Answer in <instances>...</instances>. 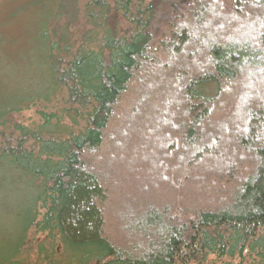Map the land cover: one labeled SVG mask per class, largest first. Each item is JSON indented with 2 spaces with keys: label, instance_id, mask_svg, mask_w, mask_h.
Returning <instances> with one entry per match:
<instances>
[{
  "label": "trees",
  "instance_id": "1",
  "mask_svg": "<svg viewBox=\"0 0 264 264\" xmlns=\"http://www.w3.org/2000/svg\"><path fill=\"white\" fill-rule=\"evenodd\" d=\"M161 1H33L36 70L0 75V264H264V0L169 2L154 36Z\"/></svg>",
  "mask_w": 264,
  "mask_h": 264
},
{
  "label": "rangeland",
  "instance_id": "2",
  "mask_svg": "<svg viewBox=\"0 0 264 264\" xmlns=\"http://www.w3.org/2000/svg\"><path fill=\"white\" fill-rule=\"evenodd\" d=\"M34 0H0V75L4 78L10 76V72L28 75L36 70L27 64L29 58L39 54L38 39L40 34L39 24L44 10ZM173 3L176 7H184L189 0H162L157 4L158 13L152 25V33L159 36L165 33V21L167 12L165 6ZM25 83L38 85L36 79L26 80ZM7 184L1 189V195L13 202L14 213L23 208L24 198L22 192L25 184L23 180H16L13 174L6 175ZM12 192V194H11ZM14 192V194H13ZM18 192V197L14 198ZM10 197V198H9Z\"/></svg>",
  "mask_w": 264,
  "mask_h": 264
}]
</instances>
